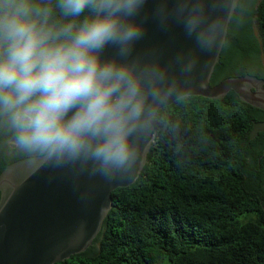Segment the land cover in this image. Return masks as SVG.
<instances>
[{"label": "clouds", "instance_id": "9594fccd", "mask_svg": "<svg viewBox=\"0 0 264 264\" xmlns=\"http://www.w3.org/2000/svg\"><path fill=\"white\" fill-rule=\"evenodd\" d=\"M256 0H0V137L29 166L133 180ZM163 40L150 42V34ZM182 39L183 43H177ZM54 178V177H50Z\"/></svg>", "mask_w": 264, "mask_h": 264}, {"label": "trees", "instance_id": "16d2710c", "mask_svg": "<svg viewBox=\"0 0 264 264\" xmlns=\"http://www.w3.org/2000/svg\"><path fill=\"white\" fill-rule=\"evenodd\" d=\"M232 37L211 80L264 79V0ZM256 24L258 35L254 30ZM136 183L113 194L93 245L57 264H264V111L231 91L178 112ZM0 152V174L25 157ZM1 196V193H0Z\"/></svg>", "mask_w": 264, "mask_h": 264}, {"label": "water", "instance_id": "95a60500", "mask_svg": "<svg viewBox=\"0 0 264 264\" xmlns=\"http://www.w3.org/2000/svg\"><path fill=\"white\" fill-rule=\"evenodd\" d=\"M163 39L150 34V42ZM222 53L197 97L222 101L233 91L242 102L264 111V79L246 74L211 85ZM259 133H264V122L254 123L251 139ZM150 152L135 179L93 183L87 200L62 175L29 166L26 158L10 164L0 174V264H57L86 252L113 209L112 194L138 181Z\"/></svg>", "mask_w": 264, "mask_h": 264}, {"label": "rangeland", "instance_id": "374dc122", "mask_svg": "<svg viewBox=\"0 0 264 264\" xmlns=\"http://www.w3.org/2000/svg\"><path fill=\"white\" fill-rule=\"evenodd\" d=\"M254 30L256 32L255 34L258 35V30H257L256 24L254 25ZM4 146H5V144L3 143V138L0 137V152L2 151V149H4ZM6 149H7V152L6 153H12L13 152V150H11L10 148H8L7 146H6Z\"/></svg>", "mask_w": 264, "mask_h": 264}]
</instances>
